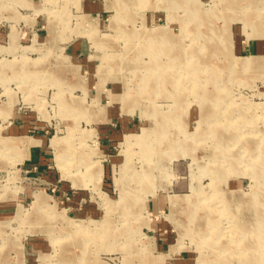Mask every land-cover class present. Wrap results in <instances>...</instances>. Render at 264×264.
<instances>
[{
	"label": "rangeland",
	"instance_id": "obj_1",
	"mask_svg": "<svg viewBox=\"0 0 264 264\" xmlns=\"http://www.w3.org/2000/svg\"><path fill=\"white\" fill-rule=\"evenodd\" d=\"M260 222L264 0H0V264H261Z\"/></svg>",
	"mask_w": 264,
	"mask_h": 264
},
{
	"label": "bare ground",
	"instance_id": "obj_2",
	"mask_svg": "<svg viewBox=\"0 0 264 264\" xmlns=\"http://www.w3.org/2000/svg\"><path fill=\"white\" fill-rule=\"evenodd\" d=\"M153 41V40H152ZM164 42V41H163ZM165 48V47H164ZM251 64H252V62H250V60H247V59H243L242 60V63H240L239 64V66H242V67H251ZM65 112H66V114H68L69 113V110L67 109V110H65ZM156 115V114H155ZM154 130V129H153ZM233 130V132L236 130L235 128L234 129H232ZM150 134V133H149ZM165 134H167V133H165ZM236 135H238V133H236ZM126 136V135H125ZM70 136H66V137H64V138H59V139H54L52 142L55 144V145H61V144H64V143H67L68 144V146H70V138H69ZM145 140V139H144ZM157 140V139H156ZM129 141V143H130V140H128ZM166 141H168V140H166ZM23 143V142H22ZM28 143V142H27ZM32 143V142H31ZM24 144V143H23ZM51 144V143H50ZM157 145V144H156ZM54 147V146H53ZM58 149V148H57ZM148 151V150H147ZM29 152V151H28ZM64 152L62 151L61 153H60V151H59V155H57V158H58V163H59V165L60 166H65V164H66V161L67 160H65V158H64V154H63ZM144 153V152H143ZM36 201L39 203V202H43V201H45V197L43 196V194L42 193H40V192H38L37 194H36ZM190 203V202H189ZM188 204V203H187ZM186 204V205H187ZM194 204V203H193ZM187 211V210H186ZM185 211V212H186ZM202 212V211H201ZM193 213H194V211H193ZM208 214V213H207ZM178 215V214H177ZM187 215V214H186ZM192 215V214H191ZM182 216V215H181ZM211 221H215L214 219H210ZM187 222V221H186ZM208 223H209V221H208ZM264 232V225L263 224H261V222H260V225H259V230H257V232L255 233V235H253V234H250L252 237H245V238H243V240L241 241L240 239H238V240H236V239H234V237L233 238H231L230 240H231V242H233L234 241V243H236V248H239L241 245H240V243H246V242H251V243H254V242H260L261 241V236H262V234H260V232ZM185 232H187V231H185ZM256 238H255V237ZM219 242H217V245H216V248H218L219 249V245L220 244H226V241H228V240H224V239H219L218 240ZM228 243V242H227ZM86 244V242L84 243V245ZM254 247H256V245L254 246ZM84 250H85V247H84ZM257 251H259V250H256L255 252H257ZM246 252H248V251H246ZM220 253H222V252H220L219 251V254ZM264 252H261V253H254V254H252V253H250V254H243V256H245V257H249V258H258V260L261 262V264H264V254H263ZM83 254V253H82ZM255 254H257V255H255ZM235 255H236V253H235ZM219 257H221V258H226V257H222L221 255L219 256ZM86 258V256L85 255H75V256H71V257H66V262H68V264H70V263H73V264H75V263H83V264H88V262L86 261L85 262V259ZM253 262H251L250 261V264H252Z\"/></svg>",
	"mask_w": 264,
	"mask_h": 264
},
{
	"label": "crops",
	"instance_id": "obj_3",
	"mask_svg": "<svg viewBox=\"0 0 264 264\" xmlns=\"http://www.w3.org/2000/svg\"><path fill=\"white\" fill-rule=\"evenodd\" d=\"M43 142L44 140L41 139ZM46 145H35L31 146L32 148L29 149L27 152V163L26 165L30 167H36V168H42V167H49V160L50 158L48 157V150L45 147Z\"/></svg>",
	"mask_w": 264,
	"mask_h": 264
}]
</instances>
